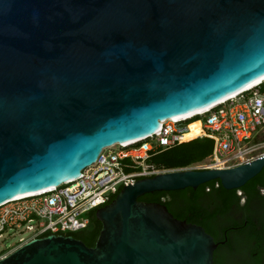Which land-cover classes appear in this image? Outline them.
<instances>
[{
    "label": "water",
    "instance_id": "95a60500",
    "mask_svg": "<svg viewBox=\"0 0 264 264\" xmlns=\"http://www.w3.org/2000/svg\"><path fill=\"white\" fill-rule=\"evenodd\" d=\"M263 79L264 0H0V205ZM263 168L264 156L139 179L95 212L94 247L48 235L0 264H213L224 242L139 199L239 190Z\"/></svg>",
    "mask_w": 264,
    "mask_h": 264
},
{
    "label": "built area",
    "instance_id": "2783aa9c",
    "mask_svg": "<svg viewBox=\"0 0 264 264\" xmlns=\"http://www.w3.org/2000/svg\"><path fill=\"white\" fill-rule=\"evenodd\" d=\"M192 123H199L194 139L212 142L211 154L196 169H229L264 156L256 137L264 129V83L188 119L166 120L158 132L103 149L81 175L47 191L9 200L0 205V239L11 232L17 248L48 235H66L89 227V214L107 205L124 187L167 172L150 160L183 143ZM154 143V145L152 144ZM24 235L28 237L25 238ZM13 247V246H12ZM0 250V259L7 256Z\"/></svg>",
    "mask_w": 264,
    "mask_h": 264
},
{
    "label": "trees",
    "instance_id": "16d2710c",
    "mask_svg": "<svg viewBox=\"0 0 264 264\" xmlns=\"http://www.w3.org/2000/svg\"><path fill=\"white\" fill-rule=\"evenodd\" d=\"M194 139L154 156L150 162L167 171L205 162L211 154L212 142ZM242 197L246 200L244 206L239 204ZM139 201L164 205L177 220L200 226L216 243L224 242L214 251L213 264H235L236 255L242 258L237 264H261L264 257V168L239 190L226 191L219 181H212L196 190L147 194ZM97 210L88 215L87 229L67 236L89 248L94 247L101 229L95 219ZM235 213L241 214L243 220L235 219Z\"/></svg>",
    "mask_w": 264,
    "mask_h": 264
},
{
    "label": "rangeland",
    "instance_id": "374dc122",
    "mask_svg": "<svg viewBox=\"0 0 264 264\" xmlns=\"http://www.w3.org/2000/svg\"><path fill=\"white\" fill-rule=\"evenodd\" d=\"M256 143H259L260 145H264V129L263 131L256 137ZM152 144L154 145V143L152 142ZM264 147V146H263ZM260 152H264V148H262L260 150ZM161 154V153H160ZM198 165V164H197ZM197 165H193V166H190V167H187V168H184V169H178V170H199V169H196V166ZM171 171V170H169ZM263 193V192H261ZM241 193L238 192V195H240ZM11 232H8L7 234L4 235V237L2 239H0V250L2 249H6L8 246L12 247L10 249H8L6 251V254H10L12 253L13 251H15L17 249V246H14L15 243L17 242V239L18 237L15 236V237H11L10 236ZM25 238H27L28 236L27 235H24Z\"/></svg>",
    "mask_w": 264,
    "mask_h": 264
},
{
    "label": "bare ground",
    "instance_id": "6f19581e",
    "mask_svg": "<svg viewBox=\"0 0 264 264\" xmlns=\"http://www.w3.org/2000/svg\"><path fill=\"white\" fill-rule=\"evenodd\" d=\"M262 83H264V79H263L262 81L256 83L255 85H253V86L247 88L246 90L251 89V88H253V87L257 86V85H260V84H262ZM244 91H245V90H244ZM236 95H237V94H235V95H233V96H231V97H229V98H227V99L233 98V97L236 96ZM227 99H226V100H227ZM226 100H224V101H226ZM224 101H223V102H224ZM221 103H222V102H221ZM208 109H210V108H208ZM208 109H205V110L199 111V112H197V113L191 114V115H189V116H186V117H184V118H180V119H188V118H190V117H193L194 115L202 114V113L206 112ZM199 132H200V129H199V123H198V122H197V123H191L190 126H189V132L183 137V139H184L185 141H189V140H191V139H194V138L197 137V135L199 134ZM47 190H48V189H47ZM47 190H45V191H47ZM45 191H44V192H45ZM40 193H41V192H40ZM27 196H30V195H27ZM23 197H26V196H23Z\"/></svg>",
    "mask_w": 264,
    "mask_h": 264
},
{
    "label": "flooded vegetation",
    "instance_id": "af4514ba",
    "mask_svg": "<svg viewBox=\"0 0 264 264\" xmlns=\"http://www.w3.org/2000/svg\"><path fill=\"white\" fill-rule=\"evenodd\" d=\"M240 206H244L246 204V200L244 197L241 198L240 202H239ZM234 218L239 220V221H242L243 220V217L241 214H234ZM242 260L241 256H235L234 257V263L237 264L239 263L240 261ZM261 264H264V257L261 259Z\"/></svg>",
    "mask_w": 264,
    "mask_h": 264
}]
</instances>
